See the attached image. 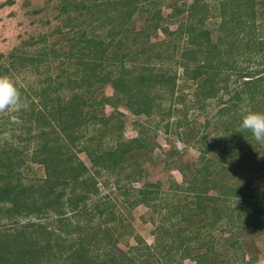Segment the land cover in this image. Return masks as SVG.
<instances>
[{"label":"trees","instance_id":"obj_1","mask_svg":"<svg viewBox=\"0 0 264 264\" xmlns=\"http://www.w3.org/2000/svg\"><path fill=\"white\" fill-rule=\"evenodd\" d=\"M160 3L158 0H59L60 13L65 14L66 22L62 27L66 28L63 35L67 46L48 48L43 45L30 53L15 50L9 53L8 64L0 66V76H5L23 68L35 71L45 64L49 67L56 60L65 65V68L55 66V75L47 74L38 87L25 88L16 83L26 101L24 109L17 114L22 123L16 125L9 117L1 116L0 135L8 133L12 138L17 137V142L0 144V264H136L129 252L115 255L112 251L116 228L109 224L120 222L121 218L109 209L108 203L99 201L97 179L100 171L116 176L128 166L133 167L130 158L151 151L153 145L146 130H139V134L129 140H120L121 115L114 116L113 112L106 116L99 111L105 105L116 111L122 104L135 115H151L155 100L162 97L156 87L173 92L176 75L149 66L153 56L146 54L148 50L138 36L143 33L149 37L145 33L148 26L154 31L163 28L169 36L186 35L187 45L180 51L183 74L190 80L198 79L203 95L214 96L220 89L218 82L224 81L226 88L229 77L236 74L233 82L237 85L229 97L231 102L218 110L219 115L228 116L224 137L230 136L240 143L231 145L229 153L236 154L245 146L254 157L257 152L264 154V145L255 141L250 132H236L241 113L249 111L241 110L240 102L246 99L250 110L260 109L264 104V66L243 65L253 55L264 53V39L257 31V26L261 25L257 22V2L219 0L218 30L224 32L215 36L204 24L211 12L206 1L170 4L173 10L167 18L162 16ZM144 12L147 13L145 28L134 32V16ZM184 13L176 30L169 31L163 26L166 19L172 20ZM55 32L62 33V28L57 27ZM240 33L243 35L241 45L240 38L237 39ZM154 54L159 59L164 57L160 51ZM140 57H144L143 61L136 67L134 63ZM70 67L72 72L68 71ZM105 84L113 86L111 95L103 93ZM225 92L229 93L227 88ZM17 129L21 132L15 135ZM109 130L116 133L115 139L110 137L115 143L103 146L101 139ZM90 131H98L99 135H86ZM220 145H224L221 140L207 144V151L216 150ZM77 152L86 154L90 166ZM203 159L204 163L186 187L197 199L191 215H198V221H207L203 225L209 226L226 219L227 225L238 233L243 232L249 216L259 221L264 174L256 170L264 166L256 162L253 168L247 169L248 176L243 182L223 184L217 178L219 171L214 169L213 161ZM27 160L43 166L42 178L28 183L21 180L20 168ZM135 164V168L125 174L126 179L142 178L139 163L135 161ZM260 176L263 187L249 180L250 177L260 180ZM119 181L115 179L119 195L130 196L131 200H125L130 205H150L158 192L153 183L143 182L135 188L121 186ZM212 189L217 195L208 194ZM204 198L208 201L204 202ZM220 200L228 201L224 211ZM176 212L182 214L181 210ZM163 233L168 231L164 228ZM177 233L179 238L183 236L178 230L171 235ZM230 235L226 242L240 251L242 259L245 254L241 241ZM181 238L176 244L175 240L170 243L169 250H179L185 239H195L196 246L205 249L192 256L195 264L217 263L210 252L221 244V238L210 242L197 236ZM145 259L141 264H147ZM255 259L252 256L246 264H254Z\"/></svg>","mask_w":264,"mask_h":264},{"label":"rangeland","instance_id":"obj_2","mask_svg":"<svg viewBox=\"0 0 264 264\" xmlns=\"http://www.w3.org/2000/svg\"><path fill=\"white\" fill-rule=\"evenodd\" d=\"M158 1L161 2V13L165 18L173 10L169 6L170 4L182 5L183 3L193 2V0ZM204 1L208 3L211 11L205 19V26L214 31L212 36L223 33L224 30L220 32L218 30L221 19L216 13V7L219 6V0ZM255 1L257 2L256 7L259 14L257 22L261 23L257 26V31L260 38L264 39V0ZM58 3L59 0H0V66L8 64L10 60L9 53L15 50L30 53L35 52L43 45L48 48L51 46L65 48L67 46L63 35L66 28L62 27L66 22L65 14L60 13ZM146 14L144 12L142 15L134 16L132 27L134 32H140L145 28ZM184 16L185 13L179 14L172 20L166 19L163 26H166L169 31H174ZM57 27L62 28V33L55 32ZM145 29V33L149 34V37L146 38L143 33H138V36L148 50L146 54L153 56L149 60V66L154 69L163 68L167 73H174L176 81L171 93L156 87L155 90H160L162 97L155 100L156 106H154L151 115H135L122 104L118 106L116 111L110 105H105L103 110L99 111L106 116L111 115L113 112L114 116L121 115L123 128L119 137L120 140H129L136 137L139 130H146L149 141L153 145L151 151H143L138 158H130V161L134 164L133 167L128 166L116 176L109 171H100V176L97 179L100 191L99 201L108 203L109 209L114 211L118 218H121L120 222L114 221L109 224H114L116 228L113 253L118 255L121 252H129L136 264H141L140 261L145 258L147 264H159V262L163 264H195L191 259L192 256L205 251L204 248L196 246L198 241L185 239L182 248L179 250H169V245L174 240L176 244L183 236L185 238L186 236L187 238L188 236H197L204 242L222 239L221 244L210 252L217 260L216 264H220L222 261H224V264H246L252 256L256 258L254 264H264V200L261 201L262 213L259 216V221L249 216L243 232L238 233L235 228H230L227 225L226 219L220 221L216 226L203 225L207 221H203V223L198 221V215H191L197 200L195 193L186 189L193 176H195L198 167H201L204 163L203 158H209L213 161L215 164L214 169L219 171L217 178L223 184L243 182L248 176L247 169L253 168L256 162L264 166L263 152H257L254 157L243 146L239 150L240 152L230 154V146L237 145L239 142L230 136L224 137V128L228 122V116L219 115L218 110L229 106L232 89L237 85V82H233L237 77L236 74L231 75L228 79L226 88L229 93L225 92L224 81H219L217 86L220 89L214 96L207 97L199 91L198 79L190 80L183 74L180 51L187 45L186 35L183 34L178 37L171 34L169 36L165 34L163 28L154 31L148 26ZM239 38V45H241L243 41L242 33L238 35L237 39ZM36 41L37 43H34ZM30 42L34 45L29 44ZM138 44L134 46L136 47ZM158 51L165 58H156L154 53ZM142 58L140 57L134 63L136 67L140 66L139 63L143 61ZM58 64L65 68L60 60H56L49 67H46L45 64L39 66L35 71L23 68L14 74H6L5 76L13 79L20 86L35 88L38 87L47 74L55 75L57 71L55 66ZM243 65H249L252 68L263 67L264 53L253 55L250 61L243 62ZM72 70V67L68 68L69 72H72ZM102 91L106 95H111L113 86L105 84ZM247 103L246 99L240 102L241 110H250ZM251 111H264V104L260 109L256 107ZM0 121H2L1 116ZM19 132L21 131L17 129L15 135ZM90 134L99 135L98 131L86 133V135ZM115 134L113 130L106 131L101 139L102 145H113L115 141L110 137L115 139ZM10 137V141L17 142V137ZM202 137L204 139H201ZM219 140L223 141L224 145H220L216 150L207 151V144L210 145L212 142ZM1 143L3 141H0ZM21 144H26V142H21ZM77 155L90 166L84 152H77ZM135 161L139 163L142 178L135 177L128 180L125 174L135 168ZM256 171L258 174L263 171L262 174H264V168ZM20 173L21 180L28 183L42 178L44 169L42 165L27 160L26 164L20 168ZM212 176L213 174L210 175V177ZM116 178L120 180L119 184L121 186L125 184L126 187L138 188L143 182L156 184L157 188L154 187V189L158 190L157 195L150 205H144L143 203L130 205V202L125 201L126 198L131 200L130 196L119 195L115 185ZM104 180L107 181V184L103 183ZM249 180L252 184H260L263 187L261 176L260 180L251 177ZM208 194L215 196L217 192L212 189ZM207 201L204 198V202ZM219 204L224 211L228 201L220 200ZM177 210H181L182 214L176 212ZM183 216L185 218H182ZM97 221L98 219H95V222ZM1 222H4V220ZM164 228L168 231V235L163 233ZM175 230L181 232L183 236L179 238L178 233L172 236L171 233H175ZM231 233L233 239L241 241L243 254H245L242 259L240 251L229 247L226 242ZM136 247L138 249H135ZM183 248L188 250L185 251ZM186 256L190 258H186Z\"/></svg>","mask_w":264,"mask_h":264},{"label":"clouds","instance_id":"obj_3","mask_svg":"<svg viewBox=\"0 0 264 264\" xmlns=\"http://www.w3.org/2000/svg\"><path fill=\"white\" fill-rule=\"evenodd\" d=\"M25 103L16 82L7 76H0V116H7L11 123L19 125L22 122L17 114L24 109ZM245 131L250 132L259 144L264 145V112L249 110L241 113L236 132ZM10 139L8 133L0 135V141H10Z\"/></svg>","mask_w":264,"mask_h":264}]
</instances>
